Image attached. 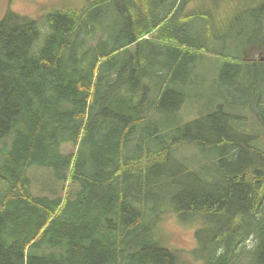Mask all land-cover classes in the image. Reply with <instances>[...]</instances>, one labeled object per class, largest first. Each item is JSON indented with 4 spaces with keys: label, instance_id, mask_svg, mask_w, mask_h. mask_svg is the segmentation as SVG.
Returning <instances> with one entry per match:
<instances>
[{
    "label": "trees",
    "instance_id": "16d2710c",
    "mask_svg": "<svg viewBox=\"0 0 264 264\" xmlns=\"http://www.w3.org/2000/svg\"><path fill=\"white\" fill-rule=\"evenodd\" d=\"M187 1L68 0L0 24V264H264V61L221 53L224 89L192 97L201 52L237 21L244 51L264 0L204 40ZM171 216L195 230L191 261Z\"/></svg>",
    "mask_w": 264,
    "mask_h": 264
},
{
    "label": "rangeland",
    "instance_id": "374dc122",
    "mask_svg": "<svg viewBox=\"0 0 264 264\" xmlns=\"http://www.w3.org/2000/svg\"><path fill=\"white\" fill-rule=\"evenodd\" d=\"M68 0H14L13 8L20 12H26L32 17L39 18L41 24L43 21V16L41 12H38L40 4H61L66 3ZM85 0H79V5L83 6ZM190 2V3H189ZM243 3L242 0H190L188 4H191V7L188 11H191V15L194 12H201L202 14H198L197 18L194 19L193 16L190 18L189 25V36L191 38L200 37L203 40L209 37L211 34H215V31L210 28L209 21H220V20H228L227 16H232L233 19H237L239 9L238 6ZM214 11L215 18H210L207 16L208 11ZM259 20L251 23L255 27L254 39L247 40V46L244 51L240 47V42L242 38H246L250 33L244 35L242 33V26L237 21V29L233 30V33L227 37L226 40L223 38L220 41L213 42L211 46L216 47L218 49V53H207L201 52V55H204L203 58L199 59V62L195 68H192V72L197 74V79L193 81V84L196 87L192 90V97H199L200 99H204V97L208 95H213L216 92L215 87H222L224 89V84L220 82V71H221V53H235V54H246L249 58H253L256 56V52L259 49L258 41L261 38V27L264 26V15L259 16ZM193 21V22H192ZM197 23H202V27L200 29L197 26ZM201 31V34H198V31ZM101 31H103L101 29ZM104 33V31L102 32ZM100 35V34H99ZM97 35V39H100V36ZM219 38V37H218ZM220 39V38H219ZM106 40H112V38L106 37ZM238 47L236 48V46ZM157 48L159 50H166L164 44H157ZM255 53V54H254ZM130 55V54H129ZM198 104L201 105V108H208L203 105V102L200 101ZM191 105V104H190ZM188 110V109H187ZM195 117L192 113V110L186 116L187 120H191ZM250 143L258 148L264 149L263 141H256L253 138ZM180 152L183 153L184 157L189 158L193 152H200L199 147L194 145H185L180 148ZM39 181H46L44 176H38ZM65 194V193H64ZM176 218L171 216L165 221V228H168L173 235V246L177 247L183 251L188 252L186 258L192 255V251L197 247V239L195 235V230L193 228L182 227L178 222H176ZM249 244H253L251 240ZM190 260V259H189ZM191 261V260H190ZM193 263L198 262L197 260H192Z\"/></svg>",
    "mask_w": 264,
    "mask_h": 264
},
{
    "label": "water",
    "instance_id": "95a60500",
    "mask_svg": "<svg viewBox=\"0 0 264 264\" xmlns=\"http://www.w3.org/2000/svg\"><path fill=\"white\" fill-rule=\"evenodd\" d=\"M10 0H0V24L6 18L9 11Z\"/></svg>",
    "mask_w": 264,
    "mask_h": 264
},
{
    "label": "bare ground",
    "instance_id": "6f19581e",
    "mask_svg": "<svg viewBox=\"0 0 264 264\" xmlns=\"http://www.w3.org/2000/svg\"><path fill=\"white\" fill-rule=\"evenodd\" d=\"M262 12H263V11H262ZM113 56H114V55H113ZM251 61H252V60H251ZM197 77H198V76H197ZM149 141H150V140H149ZM238 218H239V217H238ZM238 218H237V219H238Z\"/></svg>",
    "mask_w": 264,
    "mask_h": 264
}]
</instances>
